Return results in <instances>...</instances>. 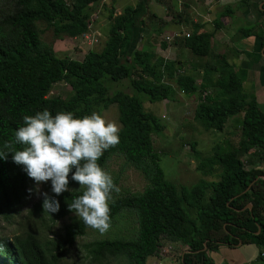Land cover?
Returning a JSON list of instances; mask_svg holds the SVG:
<instances>
[{"label": "trees", "instance_id": "obj_1", "mask_svg": "<svg viewBox=\"0 0 264 264\" xmlns=\"http://www.w3.org/2000/svg\"><path fill=\"white\" fill-rule=\"evenodd\" d=\"M98 3L0 0V218L27 199L31 168L39 165L49 174L45 193L21 216L28 228L0 235V264H146L166 237L185 246L180 264H208L205 250L218 244L240 240L264 247V168L254 167L264 166V114L253 94L242 90L244 70L213 52L212 32L195 26L190 32L166 31L160 45L165 49L181 41L188 54L202 59L198 83L191 74L176 72L172 60L134 46L145 30L166 29L148 10V0H135L117 13L109 10L102 47L88 49L80 60L56 56L41 40L42 29L57 38L88 35ZM182 11L171 16L172 24L184 22ZM122 80L131 93L111 88ZM171 81L181 93L197 94L193 118L204 129L222 132L229 117L240 116L238 142L214 144L197 166L209 172L218 163L216 181L176 189L163 176L151 140L163 124L142 102L173 99ZM57 82L69 86L66 98L47 96ZM112 104L118 129L101 148L91 139L86 146L90 118ZM190 148L197 153L194 143ZM116 157L146 183L141 191L107 201L108 185L100 173ZM206 188H211L207 196ZM64 217L68 221L54 232L53 224ZM89 229L102 236L82 245L78 261L65 262V246Z\"/></svg>", "mask_w": 264, "mask_h": 264}, {"label": "rangeland", "instance_id": "obj_2", "mask_svg": "<svg viewBox=\"0 0 264 264\" xmlns=\"http://www.w3.org/2000/svg\"><path fill=\"white\" fill-rule=\"evenodd\" d=\"M65 2L69 3L70 0H65ZM148 2L149 11L155 12L157 17L160 16L158 18H161L162 21L167 20L165 24H161L162 26L166 25V28H168V24H172L171 16L182 11V7H180V3L177 0H148ZM134 3L135 0H100V3L95 8L96 16L93 17V20H96L90 26V33L87 36L83 35L75 38L62 36L61 38H57L52 34L50 29H42L41 40L52 46L56 56L80 60L88 49L98 51L102 47L109 26L108 11L113 10L117 13L125 5H132ZM166 16H169V18H163ZM148 20L149 18H147ZM38 26L39 28L44 27L42 23H39ZM184 27L186 28V26ZM165 32L162 31V34H152L151 32L147 33L145 30L141 36H137L134 46L146 48L152 57L164 56V58L172 60L176 72L189 73L198 83L201 78V68H199L201 65L198 64L201 63L202 59L185 53L186 49L180 42H171L167 44L165 49L161 48L160 41L163 39ZM95 39L97 40L95 41ZM170 83L176 91L173 99L152 103L146 100L142 102L144 110L153 113L163 124V129L160 133L151 135L153 148L158 154V164L163 172V176L176 189L180 186L190 188L199 180L206 182L216 181L221 170V166L218 163L214 162L210 166L211 171L209 172H206L203 167H201L203 170H199L197 166L201 163L200 159L207 158L211 154V147L214 144L226 140L233 144L238 142L240 116L229 117L230 119H228L222 132L210 129L206 130L193 118L197 94H183L177 90L172 81ZM111 88L120 89L127 93L132 92L126 80L117 82ZM69 93V86L63 82H57L52 85L47 96L63 99ZM117 114V108L115 104H112L98 115L94 114L90 118L88 126L91 132L84 134L86 146H88L90 139L93 141L94 147L98 149L106 143L119 127ZM233 118L234 120L232 121ZM191 143H194V148L197 151L196 154L190 148ZM31 172L33 179L30 184V194L20 207L10 213L11 215L8 218H0V235L11 237L24 231L29 226L24 219L21 220V216L24 218L27 209L45 193L43 182L49 176L48 172L39 165L31 168ZM100 174L102 180L106 181L108 185V187L105 186L108 188L106 193L107 201L126 191H141L146 183L138 171L121 165L119 157L112 159L106 169ZM209 193H211V188H206L205 196ZM91 210L93 208L85 209L81 212ZM189 213L191 216L194 215L193 210H189ZM67 221V217L56 220L53 224V231L59 232L62 225ZM98 236H102V233H99L96 229H89L84 235L78 237L72 246L68 248L65 246L63 250L65 262L72 263L78 261L83 254L82 245ZM184 248L183 244L174 242L172 237H166L161 240L157 255L147 257L146 264H177L180 252Z\"/></svg>", "mask_w": 264, "mask_h": 264}, {"label": "crops", "instance_id": "obj_3", "mask_svg": "<svg viewBox=\"0 0 264 264\" xmlns=\"http://www.w3.org/2000/svg\"><path fill=\"white\" fill-rule=\"evenodd\" d=\"M177 1L183 9L184 22L179 26L168 24L164 32H190L194 26V29L199 27V32H212V51L223 56L233 68L244 70L242 90L253 94L259 110L264 114V0ZM163 18L168 19L169 16ZM215 25H218L216 29ZM262 251L263 246L238 240L234 245L218 244L214 249H206L205 257L208 264H264V260L259 258Z\"/></svg>", "mask_w": 264, "mask_h": 264}, {"label": "built area", "instance_id": "obj_4", "mask_svg": "<svg viewBox=\"0 0 264 264\" xmlns=\"http://www.w3.org/2000/svg\"><path fill=\"white\" fill-rule=\"evenodd\" d=\"M85 36H87V35H85ZM260 256H261L262 260H264V251H262V252L260 253Z\"/></svg>", "mask_w": 264, "mask_h": 264}, {"label": "water", "instance_id": "obj_5", "mask_svg": "<svg viewBox=\"0 0 264 264\" xmlns=\"http://www.w3.org/2000/svg\"><path fill=\"white\" fill-rule=\"evenodd\" d=\"M246 206H247V207H249L250 205H249V204H247Z\"/></svg>", "mask_w": 264, "mask_h": 264}]
</instances>
